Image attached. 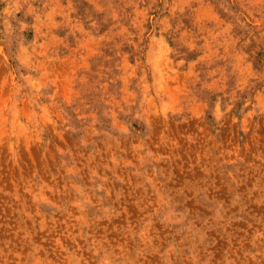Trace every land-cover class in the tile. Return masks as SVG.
Instances as JSON below:
<instances>
[{"label": "rangeland", "instance_id": "374dc122", "mask_svg": "<svg viewBox=\"0 0 264 264\" xmlns=\"http://www.w3.org/2000/svg\"><path fill=\"white\" fill-rule=\"evenodd\" d=\"M0 264H264V0H0Z\"/></svg>", "mask_w": 264, "mask_h": 264}]
</instances>
